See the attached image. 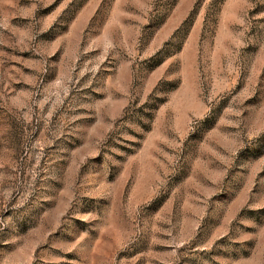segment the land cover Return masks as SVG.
<instances>
[{
  "label": "rangeland",
  "instance_id": "obj_1",
  "mask_svg": "<svg viewBox=\"0 0 264 264\" xmlns=\"http://www.w3.org/2000/svg\"><path fill=\"white\" fill-rule=\"evenodd\" d=\"M0 264H264V0H0Z\"/></svg>",
  "mask_w": 264,
  "mask_h": 264
}]
</instances>
